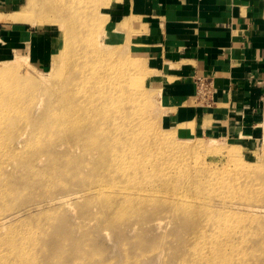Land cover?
I'll return each instance as SVG.
<instances>
[{
    "label": "rangeland",
    "instance_id": "374dc122",
    "mask_svg": "<svg viewBox=\"0 0 264 264\" xmlns=\"http://www.w3.org/2000/svg\"><path fill=\"white\" fill-rule=\"evenodd\" d=\"M109 4L26 0L16 13L43 31L38 55L0 54V264H190L202 255L196 241L227 253L224 264L236 252L264 264V109L248 128H172L168 79L139 52L127 19L107 29ZM114 124L127 132L126 151L111 139ZM135 147L144 163L171 158L177 174L215 173L235 203L214 196L199 209L138 196L167 169H134ZM222 221L237 232L222 237Z\"/></svg>",
    "mask_w": 264,
    "mask_h": 264
},
{
    "label": "crops",
    "instance_id": "0c3cea01",
    "mask_svg": "<svg viewBox=\"0 0 264 264\" xmlns=\"http://www.w3.org/2000/svg\"><path fill=\"white\" fill-rule=\"evenodd\" d=\"M0 0V54L38 55L41 33ZM107 29L127 19L136 45L164 75L165 122L213 134L248 128L264 109V0H110ZM213 85L197 98L196 77ZM186 121V122H185ZM181 124V125H180Z\"/></svg>",
    "mask_w": 264,
    "mask_h": 264
},
{
    "label": "bare ground",
    "instance_id": "6f19581e",
    "mask_svg": "<svg viewBox=\"0 0 264 264\" xmlns=\"http://www.w3.org/2000/svg\"><path fill=\"white\" fill-rule=\"evenodd\" d=\"M130 91L133 92V90H130ZM98 94H99V92H98ZM131 94H137V93H131ZM91 96L92 95L89 94L88 100H89V97H91ZM87 103H90V102H87ZM114 105H115V107H117L119 104L116 101V102H114ZM119 107L120 106H118V108ZM139 107L140 108L138 110L141 111L142 106H139ZM102 108H104V107H102ZM263 117H264V112H263ZM74 119H75V117H74ZM263 124H264V122H263ZM74 125H76L75 122H74ZM113 130H114V134L116 137L113 134L111 136V139L116 140L117 145L123 151H126L125 148L122 147L120 145V142H119V139L121 136H127L126 130L119 128V127H116L115 124L113 125ZM172 133L175 134L174 130ZM239 134L241 136L245 135V133H243L242 131L239 132ZM199 145H201V144H199ZM135 149L136 150H133V151L129 150V152H130V156H133L134 160H135V161H132V163L134 164V169H137L139 161L143 162L146 159V155H145L142 148L135 147ZM130 156L129 155L126 156V159L124 161H128ZM144 164L145 165L146 164H152V165L156 164L157 168H166L167 170L165 172H163L162 169H158L156 171L155 177L158 178L157 184H155V185H146L145 184V187L146 186H150V187L145 188V192L143 190H141L140 192L137 193V195L141 196L142 198H146V199H153L154 198L157 200L162 199L168 203L172 202L174 205H179V203H180V204H183L184 206L189 207V208H199V209L206 207V205H208V203L213 199L214 196L222 204L231 205V204L235 203V202H233V199L229 195L225 194L226 191H224L223 193H221L219 191L224 186L219 181H215L217 179H215L214 177H211V176H214L215 173H209L205 177H204V172L202 170H200V172H192V173L190 171V172H188V173H190L189 176H187L185 172L177 174V172L173 171L172 159L169 157H163V156L162 157H157V156L148 157ZM174 164L176 165V163H174ZM177 165H179V164H177ZM177 165H176V167H177ZM183 165L184 164H182V166ZM58 172L59 171H56V175L58 174ZM218 179H222V177L218 178ZM209 187L211 189H209ZM187 188L189 189L190 193L184 192V190ZM171 189H178V190L174 191V192H170ZM103 191H107V190H103ZM211 191L212 192L217 191V192H215L214 194H210L209 192H211ZM177 207H180V206H177ZM6 220L7 219L5 217H0V224H2L0 226H3V224L6 222ZM217 228H218L219 232H221L220 230H222V232H223L222 237L229 235L230 231L234 228L236 229V232H237V227L230 224V223H227L226 221H222L220 224H218ZM203 237H205V236H203ZM192 239L194 241H196L195 238H192ZM196 242L201 243L202 255H200V256L195 255L193 262L190 264H224L221 261L226 260L227 253L220 254L216 250V247L212 246L213 244L207 243L206 241H196ZM216 243L222 244L223 243L222 238H220L218 240V242H216ZM228 254L235 255L232 259H239V261L236 264H244L245 260L243 257L238 255V252L228 253Z\"/></svg>",
    "mask_w": 264,
    "mask_h": 264
},
{
    "label": "built area",
    "instance_id": "2783aa9c",
    "mask_svg": "<svg viewBox=\"0 0 264 264\" xmlns=\"http://www.w3.org/2000/svg\"><path fill=\"white\" fill-rule=\"evenodd\" d=\"M196 97L207 100L210 92L212 91L213 85L211 81L205 77H196Z\"/></svg>",
    "mask_w": 264,
    "mask_h": 264
}]
</instances>
